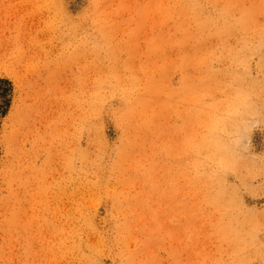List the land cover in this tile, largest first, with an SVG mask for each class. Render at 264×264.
I'll return each instance as SVG.
<instances>
[{
  "label": "rangeland",
  "instance_id": "374dc122",
  "mask_svg": "<svg viewBox=\"0 0 264 264\" xmlns=\"http://www.w3.org/2000/svg\"><path fill=\"white\" fill-rule=\"evenodd\" d=\"M0 264H264V0H0Z\"/></svg>",
  "mask_w": 264,
  "mask_h": 264
},
{
  "label": "bare ground",
  "instance_id": "6f19581e",
  "mask_svg": "<svg viewBox=\"0 0 264 264\" xmlns=\"http://www.w3.org/2000/svg\"><path fill=\"white\" fill-rule=\"evenodd\" d=\"M82 44V43H81ZM88 50V49H87ZM93 51V50H92ZM88 58V57H87ZM104 59V58H103ZM112 60V59H111ZM135 82V81H134ZM97 93V92H96ZM93 94V93H92ZM123 96H124V94H122ZM126 95H127V93H126ZM125 95V96H126ZM124 100H125V98H124ZM131 101V100H130ZM89 114V113H88ZM88 116V115H87ZM228 120V119H227ZM217 123V122H216ZM228 123H229V120H228ZM221 125V124H220ZM218 127H219V125H217ZM221 127V126H220ZM226 127V126H225ZM224 127V128H225ZM216 130H217V127H216ZM214 134V133H213ZM67 135V134H66ZM213 136V135H212ZM211 137V136H210ZM214 137H216V136H214ZM221 137V136H220ZM218 140H219V138H218ZM221 141L223 140L222 138L220 139ZM224 142V141H223ZM215 143V142H214ZM222 143V142H221ZM206 144V143H205ZM216 144H218V141H217V143ZM220 144V143H219ZM218 144V145H219ZM200 145V144H199ZM221 145V144H220ZM222 145H224V144H222ZM215 146V145H214ZM224 147V146H223ZM203 148V147H202ZM205 149V148H204ZM223 149V148H222ZM222 149H219V150H222ZM201 150V149H200ZM225 154V153H224ZM222 155V154H221ZM88 158V157H87ZM82 162H84V161H82ZM88 164H89V162H88ZM100 164V163H99ZM86 165V164H85ZM82 166H84V165H82ZM60 167V166H59ZM87 170V169H86ZM99 170V169H98ZM102 170V169H101ZM98 172V171H97ZM99 174V173H98ZM97 175V174H96ZM88 176V175H87ZM73 234V233H72ZM75 234V233H74ZM73 234V235H74Z\"/></svg>",
  "mask_w": 264,
  "mask_h": 264
}]
</instances>
